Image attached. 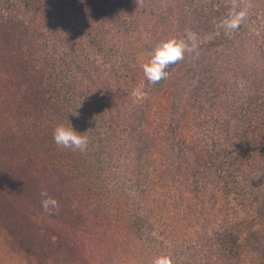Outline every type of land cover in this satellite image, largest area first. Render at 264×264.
Wrapping results in <instances>:
<instances>
[{
	"label": "rangeland",
	"instance_id": "obj_1",
	"mask_svg": "<svg viewBox=\"0 0 264 264\" xmlns=\"http://www.w3.org/2000/svg\"><path fill=\"white\" fill-rule=\"evenodd\" d=\"M37 1L33 0L34 4ZM160 1L138 0V4L133 3L139 14L137 21L148 18L144 11L151 13V7ZM167 1L168 13L176 17L190 9L189 15L196 17L200 28L195 30L191 27L178 39L183 40L187 48L184 58L174 65L181 70L173 69L170 74L166 69L169 83L155 91L156 85L147 81L142 65L151 58L157 45L169 38L157 37L151 32L153 29H150V25L143 37L147 48L141 52L142 58L131 63L137 70H130L124 81L120 82L117 75L123 73L130 61L127 57L121 61L118 51L117 56L106 63L108 69L105 71L100 68L93 73L80 72L76 77L74 75L68 78L56 90L49 87L53 76L50 71L47 73V54L38 50L37 38H40V34L33 35L31 31H27L26 18L17 15L16 9L15 14L11 13L6 8L8 0H0V221L11 222L16 216L26 226L34 227V223H43L44 230L48 231L50 228L51 235L57 238L56 247L65 248V251L73 249L79 257H84L83 252L90 253L86 257L94 264H102L98 260L103 261L106 257L101 251L103 244L107 242L109 235L119 234L120 229L117 227L121 224L116 217L122 216H125L122 217L124 221L128 220L125 223L127 226L136 227V221L144 223L142 225L147 229L153 226L150 237L164 242V251L169 254L174 253L172 246L175 241L170 235L174 231L184 241L195 237L190 233L195 232L192 223L187 221L191 217L196 220L193 223L200 227L201 234L206 233L207 237L209 231L214 233V238H206L205 248L215 250V244L219 243V239L215 240L216 234L225 224L221 207L225 201L223 187L227 165L221 172L208 175L211 173L208 163L202 164L197 159L206 154L201 148L204 142L199 143L196 138L189 139L187 143H192L186 148L189 160L194 158L199 165L196 161H191L193 168L184 164L180 171L185 181L179 186L170 185L171 194L177 195L179 200L176 203H181L183 207L178 212L169 205L166 195L161 196L163 191L160 189L162 181L159 175L162 168L175 164L169 156H165L162 141L158 139V148L154 147L153 154H149L153 158L151 163L145 156H139L142 149L139 151L138 145H135L134 133L137 130L131 124L136 123L137 118L142 121L144 119L150 136L155 133L167 134V130L163 128L183 121L180 111L190 107L188 101L192 100L193 104H205L204 108L211 113V117L226 119L224 130H229L231 134L229 133L228 139L222 137L225 142L218 150L221 154L240 157L247 172L244 177L238 175L234 178L242 189L249 190L248 202L242 207L239 204L236 206L241 215L248 217L252 224L244 229L243 236L237 238L242 242L241 245L236 242L232 247L221 246L210 259L219 264H264V0ZM126 2L125 0L124 3ZM16 3H19L18 0H9V4ZM99 3L106 6H102L105 18L116 23L119 18L117 16L125 17L127 26H132L130 15L129 18L120 15L116 7L117 0H100ZM213 7L220 9L218 16L209 19L213 28L203 29L206 22L203 23L205 19L200 18L198 13L206 16L204 11L210 12ZM241 12L244 17L239 27L229 31L225 21ZM133 16L134 14L132 18ZM109 30L114 34L100 35L99 38L102 39L97 41L100 46L104 44L110 48L116 39V28ZM134 30L139 29L134 26L132 31ZM129 32V37L119 41L117 46L126 45V40H129V49L139 53L141 40L134 37L131 28ZM59 44L49 46L48 52L52 57L61 54L57 47L61 46ZM99 58H96V62ZM112 68L117 71L107 92L113 94L104 102L106 107L109 105V108H105L102 104L105 73L111 72ZM197 85L201 86L197 88ZM97 86L98 89H95ZM69 89L80 96L74 105L67 100ZM14 103L15 107L11 109ZM124 104L132 105L135 119L128 121L125 118L127 109L123 108ZM109 109L110 113H107ZM11 110L13 113L9 116ZM110 118L111 123L106 125ZM250 123L260 127L251 125L249 135L245 136ZM59 124L72 125L75 130L87 136V150L80 152L57 146L53 132ZM138 126L144 125L140 123ZM125 129L135 131H126L124 134ZM120 131L125 135L124 139L119 136ZM96 134L100 136L96 138ZM103 136L105 141H102ZM111 137L114 141L118 137V142L123 141L122 149H118L119 145L115 143L111 144L114 142ZM156 138L151 139L152 143ZM150 142L144 136L140 144L148 148ZM121 150L122 154L119 155ZM109 154H114V160L119 158L127 161V170L121 173L115 171V174L110 175L109 169H119L121 163L116 160L110 163L113 161L107 159ZM188 155L186 159L189 158ZM146 169L150 175V183L143 184V172ZM128 170L130 173H127ZM172 171L179 172L176 169ZM177 187L179 190L175 189ZM42 190L57 200L59 211L49 214L43 210L40 195ZM118 200L126 203L121 201L120 204ZM230 201L235 203L234 199ZM120 206L121 209L116 210ZM148 212H151L152 218L147 220L149 223H145L147 221L140 217L146 218ZM158 213L168 214L176 229L170 227L163 231L165 223L158 220ZM123 228L121 238H125L126 242L130 240V232L126 227ZM65 236H72L79 243L83 238L86 243L91 240L93 246L97 240H102V243L79 251L81 244L77 248L73 247L71 239H61ZM15 238L17 244L30 248L22 242V236ZM26 243L34 242L27 238ZM31 249H36L37 252L45 250L42 243ZM203 254V258H208L204 251ZM108 260L107 254L106 262Z\"/></svg>",
	"mask_w": 264,
	"mask_h": 264
},
{
	"label": "trees",
	"instance_id": "obj_2",
	"mask_svg": "<svg viewBox=\"0 0 264 264\" xmlns=\"http://www.w3.org/2000/svg\"><path fill=\"white\" fill-rule=\"evenodd\" d=\"M99 1L100 0H38L37 4H34L33 0H18L19 3L9 4L8 0V6L6 8L14 14V10L16 9L17 15H22L26 18L25 25L27 26V31H31L33 35L40 34V38H37V42L39 45L38 50L42 54H47V73L50 71V74L53 76V79L49 86L50 88L54 87V89L59 90L61 84L64 81L68 80V78L74 77V75L76 77L78 74H80V72L83 71L93 73L96 69L100 68H103L105 71V69H108L106 63L108 61H111L113 57L117 56L118 51H120L121 61L126 57L130 61V63L126 66V69L124 68L123 73L117 75V79L122 82L123 79L128 78V73H130V70H137L134 69V65L132 64L134 63V61L142 58L141 52L147 48L146 44L143 43V37L146 36L145 33L148 29V25H150V29H153L151 32H153L157 37L166 36L167 38L175 37L177 39H180L185 33L184 31L188 30L191 27L195 30L200 28V24L196 20V17H194L193 15H189L188 11L190 12V9L184 11L176 17L174 14L168 13L169 5L167 0H161L157 5L151 7V9L149 10L151 13H147L146 11H144V14L148 15V18H144L142 21H137L139 17V14L135 9V5L138 4L137 1L126 0L127 2L124 3L125 0H117L116 7L119 9L118 11L121 13L120 15H124L128 18L130 15V20L132 22L131 27L127 26L128 21L125 17L117 16V18H119H116L118 20L116 23L110 21L108 18H105V10L103 9V7L106 6L102 5V7ZM112 1L113 0H110V2ZM133 3H135L134 6ZM219 11L220 9L218 7H213L210 12L207 10L204 11L206 16L198 13L200 18L205 19V21L203 20V23L206 22L203 26V29L212 30L213 27L210 24L209 19L212 16H218ZM132 14H134L133 18ZM194 14L197 15L196 12ZM103 21H105V24H103ZM146 23L148 24L146 25ZM134 26H136L139 30L132 31V28H134ZM94 27H96V30H94ZM98 27L102 28L99 29ZM113 28H116V39L112 42L111 47L107 48L104 44L100 46L97 41L102 38H99V36L103 33H107V35L114 34L111 30H109ZM130 28L132 34L135 35L134 37L141 40L139 41L140 46H138L140 48L139 53L132 52V50L129 49V46L131 44L129 43V40H126V45H122L120 47L117 46L119 41L129 37ZM33 39L36 40L35 37ZM59 42H62V44H59ZM52 44L61 45L57 46L58 49H60V55L55 54L54 57H52L48 52L50 50L49 46H51ZM98 56L100 58L97 59L96 62V58ZM143 57L145 56L143 55ZM174 65L176 64L170 65L168 67V72L170 74L172 73L173 69L181 70V68L177 69L176 66L174 67ZM111 70L114 71V73L112 71L105 73V94L103 95L102 103L105 108H109V105L107 104L106 107L104 102L106 103L109 97H112L113 94L112 92H107V88L110 85L113 75L115 76V72L117 71L113 68ZM120 82L119 85H121ZM168 83L169 80L167 76L166 79L161 80L158 84H156L155 91H159L160 88H162L165 84L167 85ZM199 86L201 85H197V88H199ZM95 89H98V86ZM145 89L146 86L144 88V91ZM74 92V90L69 89L70 94L67 98V100H70L73 105L77 102V99H80V96H77L76 94H74ZM92 98H90V100H92ZM131 103L133 104V101ZM188 103H190L191 106L180 111V115L183 116L184 120H180L181 122H177L175 125H169L166 128H163L167 130V134L162 133V135H159L158 133H155V135L153 134L150 136V130L146 128V122L144 119L142 121L137 118V124L131 122V124L133 123L135 125L134 128L137 130V133H134L136 139L135 145H138L139 151L140 149H142V151L139 152V156H145L146 159H148V161L151 163L153 158L150 157L149 154H153V152L155 151L154 147L158 148L157 139L162 141L165 150V156H169V159L173 161L175 166H169L166 168L161 167L163 170L159 173L160 180L162 181L160 189L161 191H163L161 193V196L163 197L164 195H166V199H168L169 205H172V208L174 210L177 209L178 212L183 209V207L181 203H176L179 200L176 197L177 195L171 194L170 185L172 187L175 185H181L185 181V178L181 175L182 172L180 171L182 166L187 163V166L193 168L191 161H196L194 158L189 160L190 157L187 154L188 150L186 148L188 146H191L192 144L187 143L189 139L196 138L199 143L204 142V146L202 144L201 148L206 152V154L198 156L197 159L202 164H204L205 162L208 163V169L211 172L208 173V175L221 172L225 169V165H227L224 177V180L226 182L223 180L225 184L223 187V200L225 201L221 207V210L223 209L225 224L222 225L220 232L216 234L215 237V240L219 239V243L215 244V250L212 248L206 249V238H214V233L212 231H209L207 237L205 232H203L205 234H201L200 227L197 226V223H193V221L196 220L189 217L187 221L192 223L191 226L196 232L190 233L195 235V237H192V239L190 240L184 241L182 237H180L177 232L174 231L173 234H170L175 241L173 242L172 239V242L174 243V246H172L174 253L169 254V252L164 251V242H159L153 237H150V234L153 231V226L147 229L142 225L144 223H139L138 221H134L136 227L127 226L125 223L128 220L124 221L122 217L125 216H122L116 217V220L119 221L118 223L121 224L117 227L118 229H120V232L119 234L117 232L115 234L109 235V239L103 244L104 248L101 250L102 252H104L106 257L103 261L98 260L99 263L153 264V261L156 257L160 255H167L171 257L173 264H219L216 261L210 259L216 252L217 248L221 246L232 247V245L236 242L241 245L242 242H239L237 238L243 236V233H245L244 229H247L249 227V224H252V222L248 219V217L241 215L240 210L237 208L236 204H239L242 207L248 202L247 197L249 194V190L248 188L242 189L240 184L236 182L234 178H236L238 175L244 177L246 176L247 172L245 171L243 164H241L240 162V157H233L229 154H221V152H219L218 150L219 147L225 142V139H223L222 137L228 139L229 135L231 134L229 130H224L225 127L223 125H226V119L223 120L221 117H211V113H209L204 108L205 104L200 105L197 102L193 104L192 100H189ZM15 104L16 103L11 105V109H14ZM129 106L125 105L123 107L127 109L125 118L128 121L132 120V118L135 117L134 112L131 110L132 105ZM67 108L69 107L67 106ZM12 113L13 111L11 110L9 112V116H12ZM107 113H110V109L107 111ZM13 118L17 119L16 117ZM9 120L11 121V118ZM108 122L111 123V118L105 124L107 125ZM140 123L144 126H138L140 125ZM125 124H127V121H125ZM251 125L253 124H248L250 129L248 128L247 130H245V136L249 135V132L252 129ZM112 128L113 127L111 126V130ZM254 128L256 129V127ZM126 131L127 133H132L135 130L125 129L124 134ZM124 134L122 133V131H120L119 136H122L121 138L124 139ZM218 135L221 136L219 137ZM99 136L100 134H96V138ZM144 136L149 138V140L151 141L150 147L148 148L143 144H140V141L142 142ZM155 136L157 137L156 141L152 143L151 139H154ZM103 137L102 141H105V136ZM112 137L111 141H114ZM96 138L94 137V139ZM118 139L119 137L116 138V141L111 142V144L115 143L119 145L118 149H122L123 141L121 140L118 142ZM146 142L149 143V141ZM108 145L110 144L108 143ZM121 154L122 150L119 152V155ZM109 155L110 156L107 157V159L113 161L110 163H114L115 160L118 161V163H121L119 169H117V167L114 169H109L110 175H112V173L115 174V171L121 173L122 171L125 172L127 170V161L125 162L123 160H120L119 158H116L114 160V154ZM187 155L189 157L188 159H186ZM129 168H131V165L129 166ZM173 169L179 170V172L173 173ZM127 173H130L129 170L127 171ZM143 174V184L150 183V180L148 179V177H150V175H148V170L146 169V172H143ZM175 189L179 190L178 187ZM231 194L232 196H230ZM229 199H234L235 203L233 201L231 202ZM121 201L118 200V203H124V201ZM170 202L175 203L173 204ZM121 207L122 206H120V208L118 207V209L116 210H120ZM162 209L164 208L162 207ZM150 213H147L146 218H144V216H141L140 218L143 221L151 220L152 214ZM158 214V220H161L163 223H165L163 231H166L170 227V229H176L174 223L171 221V217L168 214ZM149 222L150 221H147L145 223ZM65 224L67 223L65 222ZM123 227H126V230H129L130 232V240H126V242L125 238H121L124 232ZM50 231V228H48V231L44 230L43 223H34V227L32 225H23V221H21L20 219H16V216L11 222L0 221V264H94L89 257H86L90 253L83 252L84 257H79L74 253L73 249L65 251V248L56 247V243L58 242L56 240L57 238L51 235ZM32 234L36 235L37 237L33 236ZM170 235H168V237ZM15 236H22L24 240L22 242L30 246V248H26L25 246H23V244H17ZM27 238H29L35 244L26 243ZM120 238L121 240H119ZM61 239L65 241L66 239H71V243L74 245L73 247L76 246V248L81 244L79 251L82 248H94L97 243H102V240L100 242L97 240L95 241V245L93 246L91 240L90 243H86L84 238L80 240L79 243L76 241V238H72V236H65V238L63 237ZM39 243L43 244L45 250L42 249L41 251L37 252L35 251L36 249H31L33 248V246H37V244ZM203 251L208 256V258H203ZM96 254L98 255V253ZM107 254L109 260L106 262ZM96 257L97 256L95 255V258Z\"/></svg>",
	"mask_w": 264,
	"mask_h": 264
},
{
	"label": "clouds",
	"instance_id": "obj_3",
	"mask_svg": "<svg viewBox=\"0 0 264 264\" xmlns=\"http://www.w3.org/2000/svg\"><path fill=\"white\" fill-rule=\"evenodd\" d=\"M243 17L244 13L241 12L226 20V28L229 31L237 29ZM186 50L185 42L175 37L169 38L157 45L151 58L142 65L147 81L152 85H156L161 80L166 79L168 76L166 69L170 65L181 61L184 58ZM53 139L59 147L80 152H85L89 143L87 136L75 130L72 125L65 126L64 124H59L54 128ZM40 195L42 197L41 206L46 213L51 214L53 211H59V204L56 199L48 196L45 190H42ZM153 264H173V261L170 256L160 255L154 259Z\"/></svg>",
	"mask_w": 264,
	"mask_h": 264
}]
</instances>
